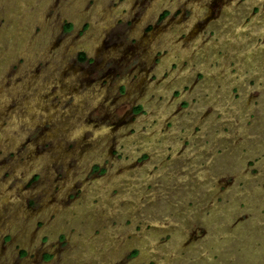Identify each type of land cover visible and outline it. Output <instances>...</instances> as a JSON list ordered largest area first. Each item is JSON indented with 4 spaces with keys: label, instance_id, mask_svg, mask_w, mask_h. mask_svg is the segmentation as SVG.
Returning a JSON list of instances; mask_svg holds the SVG:
<instances>
[{
    "label": "rangeland",
    "instance_id": "rangeland-1",
    "mask_svg": "<svg viewBox=\"0 0 264 264\" xmlns=\"http://www.w3.org/2000/svg\"><path fill=\"white\" fill-rule=\"evenodd\" d=\"M0 264H264V0H0Z\"/></svg>",
    "mask_w": 264,
    "mask_h": 264
},
{
    "label": "trees",
    "instance_id": "trees-1",
    "mask_svg": "<svg viewBox=\"0 0 264 264\" xmlns=\"http://www.w3.org/2000/svg\"><path fill=\"white\" fill-rule=\"evenodd\" d=\"M82 57H84V55L82 54Z\"/></svg>",
    "mask_w": 264,
    "mask_h": 264
}]
</instances>
